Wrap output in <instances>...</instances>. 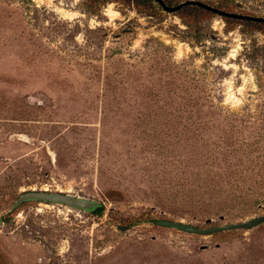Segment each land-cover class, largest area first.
Returning a JSON list of instances; mask_svg holds the SVG:
<instances>
[{"label": "rangeland", "instance_id": "1", "mask_svg": "<svg viewBox=\"0 0 264 264\" xmlns=\"http://www.w3.org/2000/svg\"><path fill=\"white\" fill-rule=\"evenodd\" d=\"M195 1L264 18V0ZM210 188L258 194L218 212L189 201ZM33 190L104 212L9 213ZM261 215L264 28L157 0H0V264H264V224H156Z\"/></svg>", "mask_w": 264, "mask_h": 264}, {"label": "water", "instance_id": "2", "mask_svg": "<svg viewBox=\"0 0 264 264\" xmlns=\"http://www.w3.org/2000/svg\"><path fill=\"white\" fill-rule=\"evenodd\" d=\"M159 4L168 12H176L180 10L181 8L188 6V5H196L203 9H206L216 15H219L221 17L225 18H233L238 20H246V21H252V22H263L264 18L262 17H255V16H246L241 14H235V13H229L225 12L223 10H220L218 8L212 7L204 2L200 1H187L183 4L177 6V7H168L164 4L163 0H157ZM27 202H41V203H48V204H57L66 206L75 210L84 211L93 213L96 210L103 207V204L100 202L90 200L83 197H77L70 194H65L61 192H50L48 190H33L24 192L19 195L17 200L12 205L9 213H12L16 211L19 207L24 205ZM6 222L4 220L3 216H0V227L5 226ZM158 226L169 228V229H175L180 232L188 233V234H195V235H214L217 233H225V232H231L236 230H252L255 228H258L262 224H264V215L257 216L250 218L247 221L244 222H237V223H230V224H224L220 226H212V227H197L195 225L189 224V223H183L180 221H174V220H158L156 222ZM120 230H129L130 228H119Z\"/></svg>", "mask_w": 264, "mask_h": 264}, {"label": "trees", "instance_id": "3", "mask_svg": "<svg viewBox=\"0 0 264 264\" xmlns=\"http://www.w3.org/2000/svg\"><path fill=\"white\" fill-rule=\"evenodd\" d=\"M163 1H164L165 5H167V6L173 5L175 3L171 0H163ZM181 9H183V10L193 9L195 11L206 12L209 14L212 13V12H210L206 9H203L199 6H196V5H188V6L181 8ZM227 19L231 20V21L245 22V23L255 25L257 27L264 28L263 22H252V21L238 20V19H233V18H227ZM206 190H207V192H203L202 195L199 196V198L190 197L188 199H189V201L194 202L198 206L207 208L211 212L212 211H216V212L221 211L222 209L225 208L227 202H229L231 200L238 199V198L245 200V199H249L250 197H253L256 194H258V193H254L253 191L244 192L242 190H237V189H233V188L222 189V190H216V189H211V190L206 189ZM212 193L216 194L217 196L216 195L212 196L211 195ZM103 212H104V208L102 207L93 213L96 215H102Z\"/></svg>", "mask_w": 264, "mask_h": 264}, {"label": "bare ground", "instance_id": "4", "mask_svg": "<svg viewBox=\"0 0 264 264\" xmlns=\"http://www.w3.org/2000/svg\"><path fill=\"white\" fill-rule=\"evenodd\" d=\"M59 12L61 14H63L65 17H69L70 19H72L74 17V15L72 13H70V11H68L65 8H59ZM119 15L118 12L114 11V10H110L109 15L111 17V19L113 18L115 20V18ZM75 19V18H74ZM236 50L233 52V54L230 56V59H235L236 58ZM243 88V87H242ZM241 88V89H242Z\"/></svg>", "mask_w": 264, "mask_h": 264}]
</instances>
